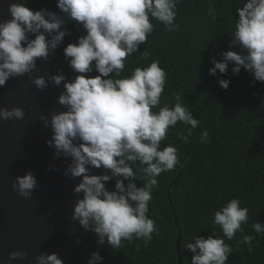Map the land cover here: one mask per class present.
<instances>
[{
  "label": "clouds",
  "instance_id": "9594fccd",
  "mask_svg": "<svg viewBox=\"0 0 264 264\" xmlns=\"http://www.w3.org/2000/svg\"><path fill=\"white\" fill-rule=\"evenodd\" d=\"M179 3L180 0H57V13L11 2L10 19L0 21V87L10 78L31 74L37 60L47 61L64 37L71 34L64 27L67 21H75L84 30L77 42L63 49L65 60L76 73L74 78L68 81L61 72L47 78L36 76L32 83L43 91L49 82L57 87L64 82V91L58 96L64 110L53 112L50 118L42 114L40 119L44 128H51L52 138L47 143L54 148V159L63 156L71 160L63 174L70 179L81 178L73 187V192L82 193V197L74 204L71 219L95 233L99 245L117 250L124 241L142 240L147 245L153 234H159V225L148 215L152 193L159 188L161 173L179 164L178 149L161 144L178 123L185 126L187 135L181 137L185 142L201 123L179 93L173 106L162 105L167 73L159 61L122 75L128 58L153 33L152 20L163 23L168 32L179 28ZM242 5L237 8L239 18L230 36V50L222 53L221 60L212 58L214 66L209 73H226L232 62L233 74L243 68L254 80L264 82V0H244ZM216 11L215 7L208 9L213 20L217 18ZM150 55L145 48L139 59L147 60ZM94 71L98 74L87 75ZM218 83L227 89L230 81L221 79ZM24 117L21 107L0 108V119ZM199 139L201 143L210 142L207 129ZM90 167L104 171L89 174ZM113 179L114 190H109L106 182ZM137 180L143 185L138 187ZM37 186L31 171L16 176L12 184L25 199ZM249 219V209L241 206L240 199H230L212 219L223 235L215 230L207 238L196 235L184 246L193 253L191 264H227L233 248L225 239L232 240L237 232L243 237L237 247L246 245L247 251H253L254 237L243 235L242 225H247ZM251 227L264 234V223L256 221ZM76 242H80L79 238ZM26 255L22 250L12 251L7 260L24 259ZM34 260L35 264H64L55 252L39 254ZM102 260L98 251L92 252L87 264H102Z\"/></svg>",
  "mask_w": 264,
  "mask_h": 264
},
{
  "label": "trees",
  "instance_id": "16d2710c",
  "mask_svg": "<svg viewBox=\"0 0 264 264\" xmlns=\"http://www.w3.org/2000/svg\"><path fill=\"white\" fill-rule=\"evenodd\" d=\"M22 2L32 10L46 8L60 13L57 0ZM243 3L244 0H180L176 16L179 28L168 32L163 23L152 20L154 31L147 43L128 58L122 75L130 74L137 66L159 61L167 73L162 105L173 106L179 93L201 123L187 142L181 138L187 135L185 126L178 123L161 144L178 149L179 164L174 170L161 173L159 188L152 193L148 215L159 225V234H153L147 245L142 240L124 241L117 250L107 244L99 245L92 233L102 264H179L180 234L183 264H191L193 253L184 246L194 236L207 238L214 230L222 236L212 219L215 211L234 197L249 209V223L242 227L243 235L254 237L253 251H247L246 245L237 247L243 238L237 232L232 240L225 239L233 248L227 264H264V234L251 227L256 221L264 223V82L254 80L243 68L233 74L232 62L226 73H209L214 66L212 58L221 60L222 53L230 50V36L239 18L237 8ZM209 7L216 8V20L208 14ZM64 27L71 34L64 37L49 58L71 81L76 73L65 60L63 49L68 43L77 42L84 30L75 21H67ZM145 48L151 55L140 60ZM96 74L94 71L87 75ZM221 79L230 81L227 89L219 85ZM205 129L210 142L201 143L199 136ZM103 171L96 169V174ZM136 183L138 187L143 185L140 180ZM114 185L115 179L106 182L109 190H114Z\"/></svg>",
  "mask_w": 264,
  "mask_h": 264
},
{
  "label": "water",
  "instance_id": "95a60500",
  "mask_svg": "<svg viewBox=\"0 0 264 264\" xmlns=\"http://www.w3.org/2000/svg\"><path fill=\"white\" fill-rule=\"evenodd\" d=\"M11 2L22 0H0V21L10 19ZM36 63L31 74L10 78L0 87V108L21 107L25 111L22 120L0 119V264H35V256L53 252L64 264H87L91 253L97 251L92 232L71 219L73 206L82 197V193L73 192V187L81 178L70 179L63 174L71 160L63 156L54 159V148L47 143L52 138L51 128H44L40 119L42 114L50 118L53 112L64 110L58 103L64 82L59 87L49 82L45 90H38L32 83L34 77L47 78L61 72L50 58ZM50 165L55 167L50 169ZM28 171L34 174L38 186L25 199L12 184L16 176ZM89 174H96V168L90 167ZM177 247L179 264H183L181 234ZM16 250L24 251L26 257L9 262V253Z\"/></svg>",
  "mask_w": 264,
  "mask_h": 264
}]
</instances>
